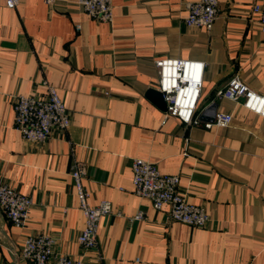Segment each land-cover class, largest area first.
Here are the masks:
<instances>
[{
	"label": "crops",
	"instance_id": "crops-1",
	"mask_svg": "<svg viewBox=\"0 0 264 264\" xmlns=\"http://www.w3.org/2000/svg\"><path fill=\"white\" fill-rule=\"evenodd\" d=\"M111 1L112 21L100 23L77 0H21L15 9L0 0V183L32 201L21 228L0 209V264H31L21 244L38 234L83 264H264V118L217 95L238 77L264 97V41L252 14L264 0H217L210 30L184 23L185 4L198 0ZM166 58L205 64L197 125L166 118L147 95L157 88L155 61ZM45 83L70 124L46 142L26 141L15 128L14 97L42 95ZM218 112L230 124L205 129ZM135 158L177 175L206 225L171 221L167 207L156 211L136 196ZM74 163L85 169L89 205L111 204L95 250L77 241L85 220Z\"/></svg>",
	"mask_w": 264,
	"mask_h": 264
},
{
	"label": "built area",
	"instance_id": "built-area-1",
	"mask_svg": "<svg viewBox=\"0 0 264 264\" xmlns=\"http://www.w3.org/2000/svg\"><path fill=\"white\" fill-rule=\"evenodd\" d=\"M7 9H15L21 0H3ZM50 6L55 0H42ZM77 4L93 20L110 23L113 16L111 0H77ZM217 0H198L185 4L187 15L184 23L188 27L210 30L217 16ZM252 14L260 27L264 41V3L254 5ZM158 72L156 90L162 94L166 104L165 117H173L180 123L193 126L199 123L196 116L201 97L205 64L199 60L166 58L155 61ZM42 95H17L13 101L15 128L22 138L30 142H46L54 128L65 131L70 119L57 89L45 83ZM217 95L241 105L248 111L264 118V97L252 91L238 77L232 78L227 87ZM232 116L215 113L211 122L204 123L205 129L223 128L230 124ZM133 193L148 199L156 211L168 208L169 219L191 227L202 228L208 216L202 207L187 203L180 192L179 177L159 172L157 166L149 161L135 158L132 160ZM72 177L79 209L84 217V229L77 241L86 250L97 248V230L102 218L111 213V204L101 201L95 206L88 203L90 193L83 186L85 169L80 163L71 166ZM32 201L15 189L0 183V209L15 228H21L28 219ZM135 220H141L139 213ZM20 257L31 264H83L66 254L53 250L50 237L38 234L23 239Z\"/></svg>",
	"mask_w": 264,
	"mask_h": 264
},
{
	"label": "water",
	"instance_id": "water-1",
	"mask_svg": "<svg viewBox=\"0 0 264 264\" xmlns=\"http://www.w3.org/2000/svg\"><path fill=\"white\" fill-rule=\"evenodd\" d=\"M148 97L163 111L166 110V104L163 100L162 94L159 93L157 90H149L147 93Z\"/></svg>",
	"mask_w": 264,
	"mask_h": 264
}]
</instances>
